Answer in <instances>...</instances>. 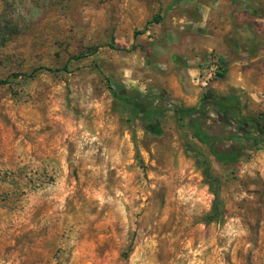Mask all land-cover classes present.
Wrapping results in <instances>:
<instances>
[{"label":"rangeland","instance_id":"rangeland-1","mask_svg":"<svg viewBox=\"0 0 264 264\" xmlns=\"http://www.w3.org/2000/svg\"><path fill=\"white\" fill-rule=\"evenodd\" d=\"M0 79V264H264V143L173 114L264 124V0H0Z\"/></svg>","mask_w":264,"mask_h":264},{"label":"trees","instance_id":"trees-1","mask_svg":"<svg viewBox=\"0 0 264 264\" xmlns=\"http://www.w3.org/2000/svg\"><path fill=\"white\" fill-rule=\"evenodd\" d=\"M41 68L44 70H47V71L55 70V69H51L49 67H41ZM37 70L38 69H34L29 73L18 72V73H14V75L31 77L34 75V73ZM225 72H226V69H221V71L218 73V76L223 77ZM6 82L7 81L5 79H0V83H6ZM231 97L232 96H230V95H228V96H224V95L216 96L214 92H208L202 96L199 103L194 107H188V108L175 107L173 109V114L177 115V117H184V116L189 117L188 124L190 125V127L194 128L193 136L196 137L202 143H206L207 145H209V148H210V151L212 152V154L219 161H221L223 164L232 163L235 160V157H236V155H238V153H235V152L234 153H227V152L220 151L216 147H214L212 145V143H210L207 139H205L204 133L198 128V124L194 121V119H192V114L199 112L202 109L204 110L208 106H211V105L217 106L220 109V111L223 114H225V118H227L228 120L236 122L237 129L240 132V134L244 140L252 141L255 143H258V142L264 143V124L260 123L259 121H257L256 119H253V118L242 117V118L236 119L234 116H232L230 113V108H232L231 105L233 102ZM123 99L126 102H128L129 104H131L132 108H134L135 103L129 102L128 97L124 96ZM149 112H153V111H149ZM253 128H258L259 130L253 131ZM206 174H207V176L211 182V185H212V181L215 180V177H213L209 173H206ZM214 193H215L214 206H215V208H218V202L216 201L217 193L215 191H214ZM124 254H126V253H124Z\"/></svg>","mask_w":264,"mask_h":264},{"label":"built area","instance_id":"built-area-1","mask_svg":"<svg viewBox=\"0 0 264 264\" xmlns=\"http://www.w3.org/2000/svg\"><path fill=\"white\" fill-rule=\"evenodd\" d=\"M209 78H210V74L208 76H206V77H203V78L201 77L200 84L202 86L207 85L208 84V81H209ZM193 80H195L196 82H198L199 81L198 75H196V77L193 78Z\"/></svg>","mask_w":264,"mask_h":264}]
</instances>
